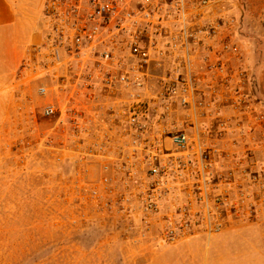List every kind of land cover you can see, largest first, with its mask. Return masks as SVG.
<instances>
[{"label": "built area", "instance_id": "built-area-1", "mask_svg": "<svg viewBox=\"0 0 264 264\" xmlns=\"http://www.w3.org/2000/svg\"><path fill=\"white\" fill-rule=\"evenodd\" d=\"M224 3L45 0L41 40L21 65L44 54L47 74L77 66L71 85L93 104L95 133L84 137L83 110L50 100L42 115L68 116L95 208L160 227L170 244L264 216V108ZM66 82L39 94L61 96Z\"/></svg>", "mask_w": 264, "mask_h": 264}, {"label": "rangeland", "instance_id": "rangeland-1", "mask_svg": "<svg viewBox=\"0 0 264 264\" xmlns=\"http://www.w3.org/2000/svg\"><path fill=\"white\" fill-rule=\"evenodd\" d=\"M44 3L19 5L26 19L42 26ZM224 5L238 21L233 37L243 49L250 97L264 108V0ZM30 56L16 86H0V264H264V216L231 220L210 238L199 234L170 244L160 239V227H129L125 213L96 209L84 192L91 178L78 175L68 116L47 119L41 113L50 100L63 112L83 110L89 128L84 137L91 138L94 106L76 97L71 85L78 68L47 74L46 56ZM62 79L68 82L61 96L39 94ZM89 171L91 177L95 167Z\"/></svg>", "mask_w": 264, "mask_h": 264}, {"label": "crops", "instance_id": "crops-1", "mask_svg": "<svg viewBox=\"0 0 264 264\" xmlns=\"http://www.w3.org/2000/svg\"><path fill=\"white\" fill-rule=\"evenodd\" d=\"M20 2L0 0V86L10 81L16 86L23 61L41 40V26L33 17L26 19Z\"/></svg>", "mask_w": 264, "mask_h": 264}]
</instances>
